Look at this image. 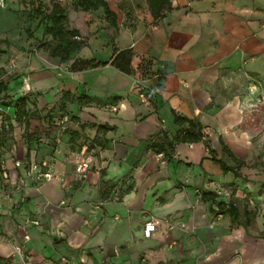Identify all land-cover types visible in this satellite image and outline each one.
I'll return each mask as SVG.
<instances>
[{"label":"crops","instance_id":"0c3cea01","mask_svg":"<svg viewBox=\"0 0 264 264\" xmlns=\"http://www.w3.org/2000/svg\"><path fill=\"white\" fill-rule=\"evenodd\" d=\"M31 1L0 0V264H264V0Z\"/></svg>","mask_w":264,"mask_h":264},{"label":"trees","instance_id":"16d2710c","mask_svg":"<svg viewBox=\"0 0 264 264\" xmlns=\"http://www.w3.org/2000/svg\"><path fill=\"white\" fill-rule=\"evenodd\" d=\"M82 4L84 5V7L86 9L88 8H95L98 5L103 6L104 10L106 13L110 14L111 12L108 10L107 4L104 0H84L82 1ZM31 5L33 6V12L36 15H40L43 11L41 10V3L38 2V0H32L31 1ZM56 14H59L56 16ZM46 18H48L49 20L52 21L53 25L50 28H47V30H45L47 33L49 32H54L56 29V32L58 33V35L60 37H64L66 34L70 35V36H74L77 34V30L76 29H71V30H66L63 31V26L61 25V20L64 18V16L62 15V11H57L55 10V7H53V10L46 15ZM68 44H72L71 42H68ZM131 56H132V52L130 48H126V49H122V50H117L114 49L113 51V55L110 58L109 61H105V62H101V61H96L94 59H89V60H75L72 64H71V70H84L86 68H95L98 66H104L106 64H109L111 66H113L114 68H116L117 70L125 73V74H131L132 73V69H131ZM1 87L2 84H0V91H1ZM19 100H22V98H19ZM175 120H184L181 117H175ZM200 128V127H199ZM202 133L200 130L197 131L196 134H190V136L182 138L183 141L188 140L190 142H195V141H199L202 139ZM176 141L180 140V139H175ZM174 148V144L171 141H163L159 144H154V149L156 152L160 153L162 152L164 156L167 157V159L170 158V153L168 151H171ZM219 163H221V167L223 168V170H227V167H225V165L222 163L221 160H219ZM202 198H206V196H208L209 200H211L212 202H214L216 195L214 193L211 192H202L201 193ZM218 207V210H223L224 207L226 206L224 202L222 201H217L215 203ZM231 206L226 207L225 211H228L231 216H232V212L233 210L231 209ZM235 217H233L234 219Z\"/></svg>","mask_w":264,"mask_h":264},{"label":"built area","instance_id":"2783aa9c","mask_svg":"<svg viewBox=\"0 0 264 264\" xmlns=\"http://www.w3.org/2000/svg\"><path fill=\"white\" fill-rule=\"evenodd\" d=\"M73 39L80 41L81 37L79 35H74ZM0 112H4V110L0 108ZM162 155H163L162 153H158V156H162ZM16 164L19 165L20 163L18 162ZM43 166L47 167V169L43 170L42 169ZM31 170H32V173L34 174V178L37 181V183H43L45 181L50 180L53 177L51 173V169L46 162L41 163V164H33L31 166ZM85 170H86V161H80L75 166V171L79 174L80 177L83 176ZM153 230H154L153 222L148 221L144 224V233L146 236H149ZM45 264H56V263H54L52 260H47Z\"/></svg>","mask_w":264,"mask_h":264},{"label":"rangeland","instance_id":"374dc122","mask_svg":"<svg viewBox=\"0 0 264 264\" xmlns=\"http://www.w3.org/2000/svg\"><path fill=\"white\" fill-rule=\"evenodd\" d=\"M81 1H84V0H72V1H69L68 4L77 8V6L80 5ZM263 125H264V123H263ZM257 141H258V137L251 140V142H253L255 144V150L253 153L250 154L251 158L249 159V162H251L255 166L258 165V169L260 171H264V168H261V167H264V144H257ZM247 156H249V155H247ZM259 166H261V167L259 168Z\"/></svg>","mask_w":264,"mask_h":264}]
</instances>
